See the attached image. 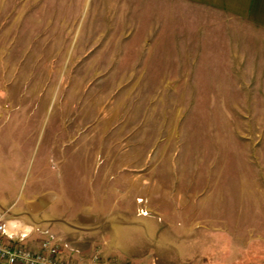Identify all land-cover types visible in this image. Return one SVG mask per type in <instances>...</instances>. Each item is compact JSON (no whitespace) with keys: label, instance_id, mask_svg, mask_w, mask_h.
Listing matches in <instances>:
<instances>
[{"label":"rangeland","instance_id":"374dc122","mask_svg":"<svg viewBox=\"0 0 264 264\" xmlns=\"http://www.w3.org/2000/svg\"><path fill=\"white\" fill-rule=\"evenodd\" d=\"M44 1L0 0V124L13 126L0 144L37 135L38 158L53 146L56 157L84 159L88 177L103 168L120 189L144 178L152 203L216 207L222 223L224 208L238 210L249 244L210 228L206 247L250 258L264 242V55L202 53L189 37L163 53L157 36H142L152 22ZM31 183H13L10 210Z\"/></svg>","mask_w":264,"mask_h":264},{"label":"crops","instance_id":"0c3cea01","mask_svg":"<svg viewBox=\"0 0 264 264\" xmlns=\"http://www.w3.org/2000/svg\"><path fill=\"white\" fill-rule=\"evenodd\" d=\"M43 4L85 7L78 14L87 13V5L107 6L113 20L152 22L148 25L152 31L144 29L142 36H157L163 53L180 52L178 38L189 37L200 38L202 53L235 56L249 49L264 55V0H45ZM63 7L60 11L68 13ZM167 41L169 50L164 48ZM258 61L263 63L264 56ZM3 125L0 133L5 128L13 133L11 124ZM7 138L0 144V221L33 248L51 240L60 247L62 258L76 264H264V242L252 246L250 258L227 248L210 256L206 247L210 239L204 236L210 228L227 233L240 245L251 241L241 238L236 223L245 215H238V210L224 208L229 217L222 223L214 220V214L221 213L216 207L205 211L198 206L164 207L152 203L150 183L145 185L144 178L138 186L132 182L120 189L116 177L103 168L88 177L84 159L71 162L56 157L53 146L43 149L38 158L37 135L35 140ZM70 164L73 167L68 169ZM22 180L32 183L18 210H10L17 193L13 183ZM199 212L210 218L200 221Z\"/></svg>","mask_w":264,"mask_h":264},{"label":"built area","instance_id":"2783aa9c","mask_svg":"<svg viewBox=\"0 0 264 264\" xmlns=\"http://www.w3.org/2000/svg\"><path fill=\"white\" fill-rule=\"evenodd\" d=\"M0 264H76L61 257L58 244L43 241L37 248L10 234L6 224L0 221Z\"/></svg>","mask_w":264,"mask_h":264}]
</instances>
